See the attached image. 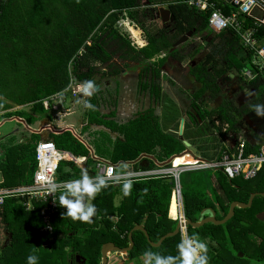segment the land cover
Masks as SVG:
<instances>
[{"label":"trees","instance_id":"obj_1","mask_svg":"<svg viewBox=\"0 0 264 264\" xmlns=\"http://www.w3.org/2000/svg\"><path fill=\"white\" fill-rule=\"evenodd\" d=\"M175 1L0 0V119H23L30 126L51 112L43 108L42 100L65 90L70 81L81 83L93 80L98 86L102 78L114 77L119 73V68L113 62L117 55L120 59L141 64L171 47L179 36L195 29L197 34L205 33L203 40L209 39V52L204 62L191 70L198 87L188 114L193 122L208 119L210 124L207 128L215 127L218 122L219 131L225 123L231 130L239 129L235 127L237 120L248 111L252 112V105L264 104V74L257 72L252 64L253 53L243 46L232 30L216 33L208 28L210 11L197 12ZM212 1L223 12H228V5L224 6L220 0ZM159 5L168 6L174 16L171 25L173 34L168 35L164 29L155 35L148 34L147 44L134 48L129 38L118 33L116 23L127 18L142 29L148 7L156 10ZM243 25L246 29L251 22L246 19ZM256 32L264 43V27L257 28ZM172 53L179 54L176 50ZM162 62L164 60L158 64ZM219 65L223 68L219 69ZM103 68L109 69L107 74L102 73ZM231 68L238 72L244 69L257 72L249 81L257 89L250 107L249 104L248 107H237L224 99L219 107L211 108L208 105L211 96L206 98L205 95L210 91L215 94L216 76ZM159 70L155 63L143 68V72H154L156 77ZM147 87L150 86L142 85V89ZM150 92L157 101L160 100L158 85L153 84ZM97 94L86 98L79 95L95 106L94 109H87L85 128L90 125L103 126L123 139L113 140L107 132H95L92 146L96 155L114 163H124L135 161L141 154H151L155 161L162 163L171 155L183 151L184 145L180 139L162 131L158 122L160 117L152 109L126 123H117L113 120L115 110L108 115L99 112L100 99ZM18 107L21 108L16 109ZM24 107L28 110H23ZM169 109L174 116H178V108L174 106ZM205 131L206 127H202L199 134ZM48 139L57 149L86 157L87 164L91 163L88 149L69 131L50 134ZM39 140L40 135L30 133L19 143L11 138L6 145L0 144V187L14 189L31 184ZM257 148L246 143L247 152ZM177 159L173 161L174 166L182 165V158ZM144 162L147 163L146 167H135L134 170H151L155 167L152 160L144 159ZM68 164L65 161L59 164L58 180L79 177L77 168H72L71 172L64 171ZM183 174L187 177L185 182L181 179ZM179 181L183 213L192 222L198 221L205 208L213 209L216 219L220 220L227 214L232 202L247 203L252 193H264L263 171L251 180H230L218 170L186 171L180 174ZM122 184H108L97 194L92 201L97 207L92 224L63 216L65 210L59 206L52 217L51 233L41 231L40 205L26 211L20 199L6 198L0 207V223L8 237L0 247V264H27L26 258L30 254L38 257L37 264H100L101 246L112 242L119 248L127 247L128 233L136 225H141L154 243L175 229L177 222L168 218V213L171 218L177 216L175 198L171 199L174 188L172 176L133 179L128 195L124 194ZM263 214L264 196L257 195L249 208H235L233 217L223 225L208 223L198 228L188 226L186 233L197 234L208 245L209 264H264ZM132 240V249L122 259L116 255L123 263L143 258L145 251L177 255L181 235L166 238L157 248L152 247L139 230L133 231Z\"/></svg>","mask_w":264,"mask_h":264},{"label":"built area","instance_id":"obj_2","mask_svg":"<svg viewBox=\"0 0 264 264\" xmlns=\"http://www.w3.org/2000/svg\"><path fill=\"white\" fill-rule=\"evenodd\" d=\"M232 9L230 13L225 14L221 8L216 7V3L212 0H176L174 3H184L188 7L195 9L197 12L210 11L207 19V25L213 32H221L224 30H232L239 36L243 46L253 53L252 64L257 72L264 74V43L257 35V28L264 27V0H224ZM117 23L119 26H126L123 20ZM249 20L251 26L244 29V20ZM136 28L138 26L127 19ZM121 22V23H120ZM134 28V27H133ZM130 26H126L127 32L133 36ZM139 29V28H138ZM135 30V29H133ZM140 31V30H139ZM134 41L132 46L135 47ZM136 44V43H135ZM137 45V44H136ZM138 46V45H137ZM249 69H244L241 73L247 79H253L256 75ZM80 83L74 80L69 82L68 87L55 95L42 100L45 110L53 112V121H58L71 114L70 108H65V99L70 97L78 98L80 94ZM85 98V97H84ZM62 130L60 126L46 123L40 127V131L48 133H56ZM79 138L80 134H77ZM76 135V136H77ZM218 135L217 131L214 133ZM187 156L193 159L191 164H183L174 166L173 160L178 156ZM95 161V170L97 176H105L109 178L108 184H117L123 182L115 181L112 177L116 173L118 163L114 164L106 160L93 158ZM36 169L32 176L31 184L28 186L8 189L0 187V207L6 198H17L21 200V204L26 211H32L35 206L39 207V216L42 221L41 231L44 233L52 232V217L59 208L58 194L63 190L59 187L57 191L49 194V186L52 183L61 184L62 181L57 180V169L60 162L71 161L74 164L81 163L84 159L73 156L70 152L59 150L50 140L38 142L35 149ZM155 170L133 172L131 179H138L150 176H172L174 180V188L172 197L176 200L177 216L175 221L185 223L183 213L182 198L180 191L179 177L181 173L186 171L209 170L221 171L228 179L241 178L243 180H251L261 171L264 172V145H260L255 151H246V142L242 138H238L234 145L225 147L217 157L211 160L195 155L191 151H184L182 154L174 156L169 163H158ZM2 180H0V185ZM186 233V226L180 227L179 234L182 236Z\"/></svg>","mask_w":264,"mask_h":264},{"label":"flooded vegetation","instance_id":"obj_3","mask_svg":"<svg viewBox=\"0 0 264 264\" xmlns=\"http://www.w3.org/2000/svg\"><path fill=\"white\" fill-rule=\"evenodd\" d=\"M148 8L149 9L146 11L147 16H146L144 23H154L158 21L160 28L157 30V32H155V34L158 33L160 30L164 29L168 31V35H172L174 31L173 29H171V25L174 22V20L168 21L166 23H162L159 17L158 8L156 10L154 7H151V6ZM188 32L192 33L189 36L188 40L174 47L176 41H178V39H180L183 35H186ZM188 32L179 36L178 39H176L171 44V47H169L168 49L167 48L164 49L159 55L155 56L150 61L141 62V64L144 63V65L136 71L137 72L136 74H133V75L128 74L127 76L120 77V75H123L124 72L126 73V70L123 67V65L119 63L118 60L123 61L124 64L133 63V65H138L140 62L123 60V59H120L119 55H117L114 58L113 62L119 68V73L116 74L114 78L116 80H120L121 78H123V81L125 82L128 79L129 80L131 79V81H134L135 94H133L132 97L133 96L135 97L134 103L138 107L136 108V113L138 112L136 116L140 114H144L150 109H152L155 112L154 103L152 102L151 104L150 102V99L153 101V98H152L153 95L150 92V88L152 87L153 84L158 85V87L160 88V94H161L162 83L166 80V78H167L168 83H170V85L178 86L177 87L178 90H176L178 95H181V94L183 95V92H186L187 90L188 91L186 93H188L191 96L195 93V88L196 86H198V84L196 82L195 76L191 73V70L192 68L196 67V65L204 62L206 55L209 52V49H208L209 39L203 40V36H205V33L202 35L197 34L195 32V29H192L191 31H188ZM193 37H196V39L191 40ZM146 44H147V41L145 42V45ZM134 48H137V47H134ZM174 50L179 52V54L173 55L172 52ZM161 60H164V62H162L161 65H159L158 63H160ZM149 63H153V64L155 63L159 67L160 70H159V75L157 77L154 75V72L153 73L150 71L143 72L144 66L148 65ZM153 68L154 66H152V69ZM222 68L223 66L219 65V69H222ZM108 70L109 69L107 68H103L102 73L107 74ZM232 74L233 72L231 68L216 76L217 90L219 89V93L216 96L211 97V101L209 102V104L211 103L210 105L211 108L219 107L222 101H224V99H226V101H230L232 105H235L237 107H242V106L248 107V104L254 97L257 89H255V87H252L249 84V82L247 81L245 76L242 75L241 72L237 71V74H233V75ZM107 82H108L107 84H109V80ZM143 84H147L150 87H147L146 89H142ZM145 94L148 95L147 101H145V98H144ZM161 99L163 100V98ZM161 99L158 101L155 99V103L157 104L159 101H161ZM168 101L169 99H166V101L164 102L162 101L163 105L160 108L161 110L160 115L163 114V118L165 119H169L171 117V110L169 108H173L174 106L178 108V106L174 105L173 103L172 105L170 104L168 105L167 103ZM148 102H149V108L145 109V105ZM249 107H250V104H249ZM180 109L181 108L179 106V110ZM180 112L182 113L181 110ZM260 119L261 117H257L254 114V111L247 112L243 114V116L240 119L237 120V123H238V124L236 123L237 126L235 124V127H238L239 129L231 130L229 129L230 128L229 125L225 124L221 127V131H220L222 133L221 135L229 133L234 138H236L237 136H240L239 132H242L243 137H246V138L253 137L256 135L257 129H259L258 127L261 126L260 121H259ZM244 122L245 123L247 122L251 128H248V126ZM250 122H253V124H250ZM111 254L108 256V258L111 256Z\"/></svg>","mask_w":264,"mask_h":264},{"label":"crops","instance_id":"obj_4","mask_svg":"<svg viewBox=\"0 0 264 264\" xmlns=\"http://www.w3.org/2000/svg\"><path fill=\"white\" fill-rule=\"evenodd\" d=\"M220 1L223 3L224 6L225 5H228V4H226V2L224 0H220ZM230 8L227 9V11H228L227 13H225V12H223V13H225V14L230 13V11H231ZM144 37H145V35H144ZM145 42H146V37H145ZM136 71H135L134 74L137 73ZM128 74H129V72L126 70V73L124 72L123 73V76H127ZM107 80H109V78ZM197 87L198 86H196V88ZM196 88H195V90H196ZM209 93L205 95L206 98L209 95L211 97L216 96L219 93V89L215 92V94H213L212 92L210 94ZM133 98L135 100V97L134 96H133ZM152 98H153V103H154L155 102L154 96ZM161 98H162V95L160 94V99ZM70 100H71L70 101V105H72L71 107H74L75 104H77L76 103L77 98L76 97H74V98L73 97H70ZM82 100H83V105H84V98ZM188 101H189V103H188V106L186 107L188 109H186L184 112L181 113L180 110H179V108H178V116H174V114L171 112L172 113L171 114V117L169 119H165V118H163V114L160 115L159 113L158 114L156 112H154V113H155V115H158L160 117L159 120H158V122L160 124V127H161L162 131L164 133L172 134V135L176 136L178 139H180V141L182 142V144H183V141L184 140L185 141H188L190 144H192L196 148L195 155H198L201 158L207 157V159L205 158L206 160L214 159L219 154V151H221L223 148L233 146L234 143H235V141L239 137L242 138L249 145L258 146V147L260 145H264V142H263V140H264V132L260 133L259 129L257 130L256 135L253 136V137L246 138V137H243V136H237L236 138H234L229 133L221 135L222 133L217 129L218 128L217 127L218 126V124H217L218 122H216L217 125L215 127H209V128H207V126L210 124V121L208 119H206L205 121L193 122L191 120L189 114H188L189 111H190V100H189V98H188ZM208 105H209V102H208ZM78 108L83 110V115H86L85 113L87 112V108H84V106H83V108H80V107H78ZM135 108H138L137 105H135ZM147 108H149V102L145 105V109H147ZM114 110H115V116H114L113 120L116 121L117 123H123L124 121L121 120V119H123V118L125 119L124 114L122 112L118 111V110L116 111V108H114ZM123 111L125 112V110H123ZM128 111H130V110H128ZM126 113H128V115L133 114V118L132 119L136 118L137 117L136 114H138V112L136 113V111H134V112H127L126 111ZM72 114H69V115H72ZM108 114H104V115H108ZM183 114H184V117H183ZM64 118L65 117L60 118L58 121L55 122V126L56 125L57 126H60V128L62 130H60L59 132H56V133H48L47 132V136L48 137L45 138V139H43V140H41V138H40L39 142L44 141V140H49L48 138H49V135L50 134H61V133L65 132V131H69L79 142H81L88 149V151L90 153V158H91V163L89 165L87 164V158L86 157H82V156H75V157H79V158H83L84 159L81 163H78V164H74L71 161H65V162L70 163V165L68 164V166L64 167V171L65 172H71L72 171V168H77L79 170V173L78 174H80V168L81 167H85L88 170V173H89L90 176H97L96 170L94 168L95 167V161H94L93 158L102 159V160H106V161H109L111 163H114V162H112L108 158L100 157V156H98V155L95 154L94 149H93V146H92V143H93V140H94V137H95V134L94 133L97 132V131L107 132L110 135L111 139H113V140L115 138L123 139L121 135H118L117 133H111L109 130H107L103 126L90 125L88 128H85V126L87 125L86 122L81 124V126H80V132H78V131L75 130L74 127L67 126L66 123H65V121L63 120ZM181 119H183V129H182V132L180 133L179 132V129H180V121H181ZM13 120L15 122H18L19 124H24V126H26V128L29 130V133H34V134H38V135H41V133H42V132H40V127L43 124L47 123V122L40 123L39 128H38L39 130H38V129H31V128H29L30 126L27 125V124H25V121L23 119H20V120H23L24 123H22L18 119H12V118H10L9 120H6V121H13ZM166 120H168V121H166ZM6 121L5 120L4 121H1L0 122V126H2L3 123L6 122ZM85 121H87L86 120V116H85ZM245 124H247V122ZM202 127H204V128L206 127V131L203 132V133L200 132V134H199V131H200V129ZM216 131L218 133L217 136L214 135V133ZM77 134H80V137H81L80 139L81 140H79V138H77L78 137ZM198 134H199V136H198ZM1 142H3V141H1ZM187 150L188 149L186 148V146H184L183 151H181L178 154H173L169 158H173L174 156L180 155L184 151H187ZM204 154H205V156H204ZM181 158H182V164L187 161V156H184V155L178 156L175 159H177V161H178ZM144 159H148V160H152L153 161L155 167L154 168L152 167L153 169H151V170H155L157 168L156 166H157V164L159 162H157V161L154 160L155 158H154L153 155H151V154H141L140 157L138 159H136L135 161H132V162H124V163L118 162L116 172H117L118 169H120L124 165L127 166L124 171H133V172L149 171V170H142V169L134 170L135 167L143 168V167H146L147 166V163L144 162ZM168 159H166L165 161H167ZM0 180H2L1 175H0ZM58 181H60V180H58ZM117 184H120V183H117ZM180 191H181V185H180ZM172 198L173 197H172V193H171V199ZM171 199H170V202H171ZM168 218L174 220V218L169 217V213H168ZM261 219H264V214L261 215ZM186 220H187V218L185 217V221ZM176 222H178V221H176ZM3 232H4V230H3ZM4 235L7 236V233L4 232ZM6 242H7V239L5 238V243ZM4 244H1L0 243L1 246H3ZM117 257H118V255H117ZM119 264H121V263H119ZM122 264H127V263H122Z\"/></svg>","mask_w":264,"mask_h":264},{"label":"rangeland","instance_id":"obj_5","mask_svg":"<svg viewBox=\"0 0 264 264\" xmlns=\"http://www.w3.org/2000/svg\"><path fill=\"white\" fill-rule=\"evenodd\" d=\"M165 5H159L158 7H162ZM126 23V26H130L131 32L133 33L130 38V34L129 32H127L126 26H119L118 23H116V29L118 31L119 34H123L125 35L127 38L130 39V42L133 43V41L138 45H135V47L140 48L142 46L145 45V37L148 35V33L150 34H155V32H157V30L160 28L159 26V22L156 21L154 23H144L143 24V28L141 29L140 26L138 28H136L132 23H130L127 19L123 20ZM121 23V22H120ZM140 30V31H139ZM212 31V30H211ZM144 33V34H143ZM145 35V37H144ZM196 39V37H193L191 40ZM119 63H121V65H123V67L129 72V75H133L135 73L136 70L140 69V67H142L144 65L143 64H138V65H133V63H127L124 64L123 61L118 60ZM99 75H97V79H98ZM120 77H123V75H120ZM247 79V78H246ZM251 79H247V81L249 82ZM107 78H102L100 80V84L98 85V89H96L95 94H97V92H101V94H97V97L100 99L99 101V106H98V110L100 113L102 114H108L109 112H111L112 110H114V108H116V111H120L124 114L125 119H121L126 123L128 120L133 118V114L128 115L127 112H134L136 111L135 108V103H134V98L132 97L133 94H135V84L134 81H131V79L127 80L126 82L123 81V78H121L120 80H116L114 77H110L109 78V84H107ZM178 86H172L170 85V83H168L167 78L166 80L162 83V91H161V95L163 100L161 99V101H159L157 104L154 102V109L155 112L158 114H160V108L163 105L162 101H166V99H169V101L167 102L168 105H172L175 104L178 106H180V110L182 112H184L188 106V98L189 100H193L194 99V94L191 96L186 92H183V95H178L177 91ZM163 93V94H162ZM169 95V96H168ZM180 96V97H179ZM141 98V97H140ZM145 101L148 100V95L145 94L144 96ZM103 99L105 101H103ZM138 99V97H137ZM70 99H65V108H70L71 109V114L72 115H67L65 116V118L63 119L66 123L67 126H72L75 128L76 131L80 132V126L82 123H85V116L83 115V110L79 109L83 108V100L78 97L76 100V103L74 107H70ZM150 102L152 104V100L150 99ZM79 104V105H78ZM211 105V103L209 104V106ZM21 107H18L16 109H20ZM85 108V107H84ZM23 110L27 111L28 108L24 107L22 108ZM125 110V112L123 111ZM130 110V111H128ZM133 110V111H132ZM86 114V113H85ZM53 112L51 111L50 113L47 112V114H45L42 118H38L37 121L34 124H31L29 128L31 129H38L40 123L42 122H49L50 124L55 125V121H53ZM16 117V116H14ZM184 117V114H183ZM17 118V117H16ZM8 119V118H7ZM2 121V119H0ZM0 121V122H1ZM260 121V125L259 126V131L260 133L264 132V117H261ZM26 124V122H25ZM46 124V123H45ZM43 124V125H45ZM250 124H253V122H250ZM248 126V128H250V125L247 123L246 124ZM39 130V129H38ZM258 130V129H257ZM29 130L26 128V126H24V124H19L18 122L13 121H6L3 123L2 126H0V144L4 143V145H6V143L11 139L14 138L16 143H19L21 141H23L27 136H29ZM239 135L242 136V132H239ZM47 132H42L40 135L41 140L47 138ZM3 141V142H1ZM264 142V140H263ZM181 179L183 182H185L187 180V177L183 174L181 175ZM117 185V184H116ZM117 199V198H116ZM117 201V200H116ZM8 236L4 235L3 232V226L0 223V243L4 244L5 243V238L7 239ZM1 246V245H0ZM144 258H138V259H134L131 261L127 260V264H143ZM124 261L118 260L115 254H111V256L108 258V264H119V263H123ZM254 264V263H251Z\"/></svg>","mask_w":264,"mask_h":264},{"label":"clouds","instance_id":"obj_6","mask_svg":"<svg viewBox=\"0 0 264 264\" xmlns=\"http://www.w3.org/2000/svg\"><path fill=\"white\" fill-rule=\"evenodd\" d=\"M79 88L83 97H91L96 91V83L93 80H85L80 83ZM83 106L87 109H94L95 107L87 99L84 100ZM251 107L257 117H264V104H255ZM126 167L124 165L122 169ZM133 175L134 173L131 171L118 170L112 177L115 181H123L122 186L125 195H128L131 191L133 184L131 177ZM108 183L109 178L90 176L88 170L81 167L78 178L63 181L60 185L52 183L49 186V194L62 187L63 190L58 196L59 206L65 210L62 215L70 217L72 220L92 224L94 222L93 217L97 215V207L92 201L95 200L102 189L108 187ZM208 252V245L199 239L197 234L189 235L185 233L177 244V255H160L145 251L143 253V264H177V262L178 264H209ZM26 260L27 264H37L38 257L35 254H30Z\"/></svg>","mask_w":264,"mask_h":264},{"label":"water","instance_id":"obj_7","mask_svg":"<svg viewBox=\"0 0 264 264\" xmlns=\"http://www.w3.org/2000/svg\"><path fill=\"white\" fill-rule=\"evenodd\" d=\"M158 13H159V17L162 23H166L168 21H173L174 20V16L173 14L170 13L169 7L168 6H162L158 8ZM191 32H188L186 35H183L180 39H178V41H176L174 47L178 46L179 44H182L183 42L187 41L189 36L191 35ZM232 72L233 74H237V70L235 68H232ZM232 74V75H233ZM96 89H98V86H96ZM19 121H21L22 123H24L23 120L18 119ZM183 129V120L180 121V129L179 132L181 133ZM79 138V137H77ZM79 140H81L79 138ZM184 146H186V148L191 151L192 153H196V148L194 146H192L188 141H183ZM172 158H169L167 161H165L166 163H169L171 161ZM257 195H261L264 196V193H252L249 198L247 203H242V202H238V201H234L230 204L229 206V210L227 212V214L220 220L216 219V214L214 212L213 209L211 208H205L201 211L200 213V218L198 219V221L196 222H192L190 220H186L185 223H180L177 222L175 229L172 232H169L165 235H163L162 237H160V239L154 243L152 241H150L149 236L146 232V230L141 226V225H136L134 226L131 231L128 233V240H129V244L127 247L125 248H119L117 246H115L112 242H107L104 243L101 246V263L100 264H107L108 263V256L111 253H114L116 255H118L119 258H122L128 251H130L134 245V242L132 240V233L133 231L139 230L141 231L144 236L146 237L147 241L149 242V244L152 247H159L161 245V243L163 242V240H165L166 238L172 237L176 234L179 233L180 231V227L183 226H191L194 228H198L201 227L204 224H214V225H223L224 223H226L229 219H231L234 215V209L235 208H239V209H246L249 208L252 204L253 198Z\"/></svg>","mask_w":264,"mask_h":264},{"label":"bare ground","instance_id":"obj_8","mask_svg":"<svg viewBox=\"0 0 264 264\" xmlns=\"http://www.w3.org/2000/svg\"><path fill=\"white\" fill-rule=\"evenodd\" d=\"M192 161H193V159L192 158H190V157H187V161L186 162H184L183 164H191L192 163ZM182 164V165H183ZM175 202H176V200H175ZM177 208V207H176Z\"/></svg>","mask_w":264,"mask_h":264}]
</instances>
